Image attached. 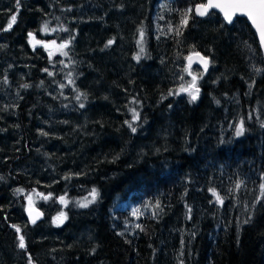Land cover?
<instances>
[{
    "label": "trees",
    "instance_id": "1",
    "mask_svg": "<svg viewBox=\"0 0 264 264\" xmlns=\"http://www.w3.org/2000/svg\"><path fill=\"white\" fill-rule=\"evenodd\" d=\"M204 3L0 0V264H29V253L32 264H264V60L244 19L226 26L192 12L180 28L182 13ZM43 23L68 30L60 67L31 48L28 33L41 36ZM121 42L118 63H107ZM194 51L220 80L202 84L195 102L162 101ZM65 73L73 90L63 95ZM92 189L96 202L80 207ZM30 194L42 198L35 225L25 216Z\"/></svg>",
    "mask_w": 264,
    "mask_h": 264
},
{
    "label": "snow or ice",
    "instance_id": "2",
    "mask_svg": "<svg viewBox=\"0 0 264 264\" xmlns=\"http://www.w3.org/2000/svg\"><path fill=\"white\" fill-rule=\"evenodd\" d=\"M19 3L20 0H16V4L17 7H19ZM213 8H219L223 13H224V18L227 21V23L232 24L234 22V17H236L237 15L240 16H246L252 23V25L256 28L257 32L260 35V44L262 47H264V0H223V2H219V0H207L206 3L204 4H199L196 6L195 8V13L198 16H207L209 13L210 9ZM193 12V9L189 8L187 10H185L184 13H182L181 15V21H180V28L183 27H187L188 23H189V19L191 18V14ZM11 21L14 23L16 21V15H13L11 17ZM11 23L9 24V28L11 27ZM42 30L44 32H48L49 31V27L47 23H44ZM64 31H68L67 29H63ZM52 31H55V29H52ZM181 32L179 30V28L177 29V35H180ZM143 29L140 30V36H141V47H140V54L144 53V48H143ZM28 36L30 37V40H35V36L33 33H28ZM74 39V37H73ZM71 40H67L64 43L58 45L57 47L59 49H65L68 48V46L70 45ZM114 43V40H109L107 42V44L105 45V47H109ZM37 44H41L43 47H45L46 49L49 47V44H45L40 40H35V43L33 44V49H35V46ZM52 45H55V41L51 42ZM63 55L67 56L68 53L67 52H63ZM138 54L135 59L137 61L140 60L141 55ZM49 55L51 56L52 53L49 52ZM193 55L195 57L198 58L199 63H201L204 66V70L207 71L208 65H209V59L207 57L202 56L199 52H193ZM185 59L188 60L189 64H188V68L185 69V71L188 72L189 75H192L191 72V64L193 63V56H188ZM44 71H47V69H44ZM257 71H261L260 69H257ZM51 75V73H49ZM181 79H183L181 77ZM198 77L195 75H192V81L191 83L187 86V87H183L181 86V88L179 89V91L177 92H173L170 91L169 95H178L180 92H186L188 93V95L190 96V99L192 102H195L198 98H199V93H200V89L199 87H197L196 85V81H197ZM5 82H7V77H5ZM72 81L70 80L69 83H71ZM23 87L28 88L30 87V85H23ZM61 87H63V85H61ZM82 97L86 98V94L85 93H79L76 96L77 100H80ZM166 98V97H165ZM133 103H136V101L134 100ZM217 103H219V101H217ZM80 107H84V104L81 103ZM133 112V120H138L139 117V113L136 112L135 109H132ZM251 118V116H249V119ZM128 123V127L131 129V131L133 133H135L137 131V128L135 126H133V124L131 122H126ZM261 127H264V123L261 124ZM246 132V128H245V124H244V120L241 119L239 122V125L237 127H235V136L240 137L243 136ZM42 135H47V133H41ZM262 176H264V174H262ZM67 178V177H66ZM0 179H2V177H0ZM243 182L242 181H238L235 185V188L233 189V191H237L241 188ZM260 189H261V197L264 198V183H262L260 185ZM17 192H22L23 189H16ZM210 191H212V194L216 197V202L220 205H223L224 203V197H222L218 192H216L215 189H210ZM92 199L91 200H87V198H85L86 202H78L80 207H88V205L90 203H94L96 202V199L99 195V193L97 192L96 189H92L91 193H90ZM29 201L31 202V197L28 198ZM61 203H64V197L60 198ZM259 202V201H257ZM156 208H160V203L159 201L156 202L155 205ZM139 212V209L135 210L133 212V215H136ZM189 213H191V208H189ZM155 215V213H154ZM29 216L31 217V222L33 224L36 223V219L38 218L39 214H37V216L33 217L32 216V212L31 210L29 211ZM67 217L65 216V214L61 213L60 216L55 218V222L57 223V225L59 226V224H62L63 221L66 219ZM251 220V217H249L248 219H246L244 221L245 224L249 223ZM12 227L15 229V231L17 233L21 232V228L18 225H12ZM139 227V225L137 226ZM142 230V229H141ZM121 235H123L121 233ZM18 247L20 249L26 250L27 249V244L25 242V237L23 235L19 236V244ZM94 251V250H93ZM28 259H29V264H32V257L31 254L29 253L28 255Z\"/></svg>",
    "mask_w": 264,
    "mask_h": 264
},
{
    "label": "rangeland",
    "instance_id": "3",
    "mask_svg": "<svg viewBox=\"0 0 264 264\" xmlns=\"http://www.w3.org/2000/svg\"><path fill=\"white\" fill-rule=\"evenodd\" d=\"M182 1H184V0H182ZM43 25H44V23L39 25V32H40L41 36H39V37H36L35 35L34 36H35L36 40H40V41H42L45 44H49V47L46 49L45 47L41 46L40 48L35 49L36 51H34V53L40 54L42 57H44L46 59V61L48 62V64H52L54 66L60 67L61 65H63L64 61H66V59L68 57V56L63 55L62 53L63 52H67L68 53L69 48H70V45L68 46V48H65V49H59L57 47L58 45H60V44L65 42L66 37H64V36L62 37L61 36V34L65 33V31L64 30H60V29H56L55 31H52L49 28L48 32H44L42 30ZM52 41H55V45L51 44ZM111 46H109V47H111ZM124 46H126V44L121 42L120 43V47L115 52L116 58H111V57L106 58V62L109 63V64H117L118 61H119L118 59L122 56V52L124 51V48H125ZM49 52L52 53L51 56L49 55ZM211 65L212 64H211V61H210L209 62V66L207 68V71L200 70L198 68H191L192 75H195V76L198 77V79L196 81L197 87H200L202 84H205V83L211 84L212 82H215L217 79H219L220 76L218 75V72H216L214 70H211ZM192 75H189L187 71H184L183 74H182V78L183 79H180L176 83V87L173 90V92L179 91L181 86L187 87L192 81ZM221 78H224V77L222 76ZM69 81H70V79L68 78V73H65L64 76H63V79L61 80V85H63V87H61V85L59 83L57 84L58 88H56V90L58 91L59 94H61L63 92V95H66L67 93H69V92H71L73 90V87L71 86V83H69ZM95 86H96V88H99V89L101 87L104 88L103 85H99V84L98 85L96 84ZM55 97H56V94L53 95L54 99H55ZM165 97L162 98V101H168V100H172V99L175 100V99H179V98H183V99H187L188 101H191L190 96L186 92H180L178 95H167ZM76 100L77 99L74 100L75 103H76ZM62 102H64V100L61 101V102L58 101V100H55V103H57V104H61ZM67 105L68 104H66L65 106H60V107H57V108L53 109V110H55V113H53V116H56L57 114H60L58 112L60 110L64 109V107H67ZM46 114H47V117H48L50 112L48 111V112H46ZM45 117H46V115H45ZM67 117H73V119H72L73 122H77L78 121L77 123H80L85 118L84 115L79 114V113H74V112L68 113ZM166 123H167V121H166V118H165L164 119V124L165 125L163 126V128L167 127ZM83 125H84V122H83ZM163 128L160 129L157 132V135H156L155 139H161V132H162ZM29 197H31V202L28 199ZM40 200H42L41 197H38V196H35V195H32V194H30V195H28L26 197V199H25V205H26L25 216L27 215V213L30 210L31 211L32 210H36V211L41 213L42 218H43V212L36 207V204L39 203Z\"/></svg>",
    "mask_w": 264,
    "mask_h": 264
},
{
    "label": "water",
    "instance_id": "4",
    "mask_svg": "<svg viewBox=\"0 0 264 264\" xmlns=\"http://www.w3.org/2000/svg\"><path fill=\"white\" fill-rule=\"evenodd\" d=\"M206 2H207V0H205V3H206ZM219 2H223V0H219ZM195 8H196V7H194V9H193V15H194V17H195L196 19L204 20V19H206L210 14H216V15H218V16L221 18V20L223 21V23H224L226 26H231V25L234 23V22H233L232 24L227 23V21H226L225 18H224V13H223L219 8H213V9H210V10H209V13H208L207 16H198V15H196V13H195ZM237 19H244V20L248 23V25L250 26V28L252 29V31H253V33L255 34V37H256V39H257V41H258L259 49H260L261 55H262L263 60H264V47H262L261 44H260V35H259V33L257 32L256 28L252 25L251 21H250L246 16H240V15H237L236 17H234V21L237 20ZM34 43H35V40H31V48H32V49H33V44H34ZM39 45H40V44H37V45L35 46V48L38 47ZM192 56H193V63L191 64V68H198V69H200V70H204V66H203L201 63H199L198 58L195 57L194 55H192ZM186 64H187V67H188V64H189L188 60L186 61ZM31 212H32V216H33V217H35V216H37V214H39L38 218L36 219V223H35V224L39 223V222L41 221V219H42V215H41V213L38 212V211H36V210H32ZM26 219H27V222L29 223V225H35V224H33V223L31 222V217L29 216V212H28L27 215H26Z\"/></svg>",
    "mask_w": 264,
    "mask_h": 264
},
{
    "label": "flooded vegetation",
    "instance_id": "5",
    "mask_svg": "<svg viewBox=\"0 0 264 264\" xmlns=\"http://www.w3.org/2000/svg\"><path fill=\"white\" fill-rule=\"evenodd\" d=\"M35 40H36V38H35ZM41 46H42V45L40 44L37 48H40ZM37 48H36V49H37Z\"/></svg>",
    "mask_w": 264,
    "mask_h": 264
}]
</instances>
